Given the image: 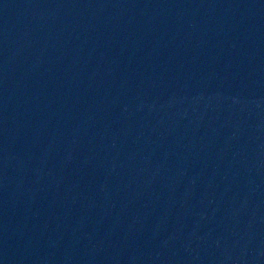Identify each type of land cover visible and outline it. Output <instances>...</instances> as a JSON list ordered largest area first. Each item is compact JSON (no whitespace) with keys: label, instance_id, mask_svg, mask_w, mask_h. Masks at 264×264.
<instances>
[{"label":"water","instance_id":"water-1","mask_svg":"<svg viewBox=\"0 0 264 264\" xmlns=\"http://www.w3.org/2000/svg\"><path fill=\"white\" fill-rule=\"evenodd\" d=\"M0 264H264V0H0Z\"/></svg>","mask_w":264,"mask_h":264}]
</instances>
